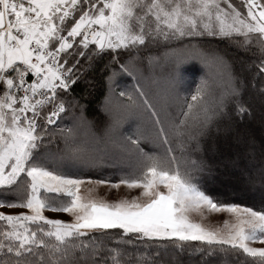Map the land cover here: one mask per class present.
Listing matches in <instances>:
<instances>
[{"label":"snow or ice","instance_id":"1","mask_svg":"<svg viewBox=\"0 0 264 264\" xmlns=\"http://www.w3.org/2000/svg\"><path fill=\"white\" fill-rule=\"evenodd\" d=\"M217 176L264 189V0H0V264H264Z\"/></svg>","mask_w":264,"mask_h":264},{"label":"trees","instance_id":"2","mask_svg":"<svg viewBox=\"0 0 264 264\" xmlns=\"http://www.w3.org/2000/svg\"><path fill=\"white\" fill-rule=\"evenodd\" d=\"M185 77L187 80L195 81L198 80L201 70L198 64H190L185 66ZM97 84L95 88H89V94H85V85L81 84L77 88V92L83 97V102L87 105L86 114L90 120H93L97 126H103L106 117L104 112L101 110V104L103 102L105 88L103 81L100 79L99 74L96 77ZM122 84H130V78H125L121 81ZM195 85L193 84V87ZM109 170H105L107 174ZM206 182L209 186L210 191L214 194H220L222 198L230 201L238 202L241 204H252L260 200L261 196L264 195V189L257 183L255 185L249 184L243 179L224 181L220 177L206 178Z\"/></svg>","mask_w":264,"mask_h":264},{"label":"rangeland","instance_id":"3","mask_svg":"<svg viewBox=\"0 0 264 264\" xmlns=\"http://www.w3.org/2000/svg\"><path fill=\"white\" fill-rule=\"evenodd\" d=\"M121 85L123 86L124 84L121 83ZM102 191H103V190H102ZM49 215H55V214L49 213Z\"/></svg>","mask_w":264,"mask_h":264}]
</instances>
